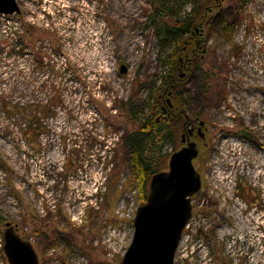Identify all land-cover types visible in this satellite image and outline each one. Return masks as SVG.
<instances>
[{"label":"rangeland","instance_id":"1","mask_svg":"<svg viewBox=\"0 0 264 264\" xmlns=\"http://www.w3.org/2000/svg\"><path fill=\"white\" fill-rule=\"evenodd\" d=\"M154 1L17 0L20 14L0 15V264H9L6 223L40 264H121L142 205L124 138L161 120L156 108L172 101L156 97L179 73V46L160 42ZM163 2L180 18L193 7ZM203 38L205 59L181 100L206 121L209 146L174 264L186 263L189 241L204 246L215 232L228 250L249 241L264 264V0H225ZM181 136L154 152L170 158Z\"/></svg>","mask_w":264,"mask_h":264},{"label":"water","instance_id":"2","mask_svg":"<svg viewBox=\"0 0 264 264\" xmlns=\"http://www.w3.org/2000/svg\"><path fill=\"white\" fill-rule=\"evenodd\" d=\"M224 1L215 0V4L208 6L207 17L221 9ZM20 12L17 0H0V15L13 16ZM205 22L195 26L191 36L193 39L199 37L195 40L194 49L198 57H194L193 62L204 61L207 53L203 38ZM127 72L128 68L121 66L120 73ZM185 76L181 73L180 80ZM180 113L190 118L186 112ZM188 135H193L192 130H188ZM200 149L198 142L189 140L187 131L183 130L181 147L171 154L168 169L154 174L150 180L146 202L137 210L132 242L121 264H174L184 231L192 217V199L202 190V178L196 165ZM3 251L9 264H40L33 244L22 238L11 224H7L4 232Z\"/></svg>","mask_w":264,"mask_h":264},{"label":"trees","instance_id":"3","mask_svg":"<svg viewBox=\"0 0 264 264\" xmlns=\"http://www.w3.org/2000/svg\"><path fill=\"white\" fill-rule=\"evenodd\" d=\"M193 6L188 16L180 18L175 15V11H171L170 8L163 2V0H156L155 13L151 16L153 21L159 22L160 26L157 28V32L160 36V42L162 44L170 45L172 42L177 44L180 52L178 75H168L165 79V88L161 95L156 97V100L160 106L168 97L171 99L174 106L173 112H175V118H170L163 112V106L157 107L156 111L162 114L161 120L157 121L154 118L147 119V122L140 125V129L133 134H129L124 138V145L130 152V161L132 162L133 172L136 174L135 179L138 184V189L141 194V202L145 203L148 195L149 184L152 176L158 172L168 169L169 154H159L157 156L154 152L156 142L163 143L164 141L175 142L182 134L183 129V115L180 111H185L183 102L181 100V91L183 87V81L186 77L193 75L198 62L191 64L185 63L186 67L191 70H186L183 66L184 62L195 55V41L191 36L194 32L195 26L202 24L204 20L205 26L211 27L214 22L219 20L223 7L217 9L214 14L207 17L206 8L215 4L214 0H191ZM237 14L229 13L223 20L224 31L230 33ZM230 23V24H228ZM186 36V37H185ZM182 61V62H181ZM186 74L185 78L180 80V74ZM154 98V96H151ZM55 103V102H54ZM166 109L169 107V102L166 100ZM56 105V103H55ZM9 110L22 111V106L10 105ZM47 109H49L47 107ZM50 112V110H47ZM179 123V124H178ZM33 129H39L37 122H34L31 126ZM173 127V130L171 129ZM208 147H202L203 153L207 151ZM205 161L204 154H200L199 159L196 161V165L199 167L200 163Z\"/></svg>","mask_w":264,"mask_h":264},{"label":"flooded vegetation","instance_id":"4","mask_svg":"<svg viewBox=\"0 0 264 264\" xmlns=\"http://www.w3.org/2000/svg\"><path fill=\"white\" fill-rule=\"evenodd\" d=\"M195 53L196 54L194 55V57L196 58L198 57V53L197 52ZM194 57L188 60L192 61L194 60ZM185 63L191 64L186 60L183 64V66L185 67H186ZM173 109L174 106L171 102V106H169L168 109H166V107H163V112L167 114L168 117L175 118V115L177 114L173 112ZM182 115L184 119L182 132L183 130L185 132L187 131V136H189V140L198 142L200 147H204V146L208 147L209 144L208 142H206L207 140L206 133L208 132L206 121L202 120L199 117H191L189 114H188L190 116L189 119H187L184 114ZM201 123H203L202 126ZM188 130H192L193 132L192 136L188 135ZM200 134L203 135L202 138H200L199 136ZM191 221H192V217L189 220V223L185 231L190 229ZM7 224L9 223L5 224V229L7 228ZM214 235H217L216 232L212 235L213 239L215 238ZM188 236H190V234ZM213 239H208L209 240L207 241L208 243H206L204 246L201 243H199L200 241H196L195 244H192V241H189L186 250L185 264H194V263L195 264H254L253 263L254 249L250 245L249 241H247L245 245L243 243L237 245L238 240L235 239L234 241H232L233 245H231L228 250L225 244H224L225 247L224 248L222 247V244L220 243L219 240H217V238L215 239L217 240L216 242H214L215 240ZM202 252L205 254L206 257H208L205 262H202L203 260Z\"/></svg>","mask_w":264,"mask_h":264},{"label":"built area","instance_id":"5","mask_svg":"<svg viewBox=\"0 0 264 264\" xmlns=\"http://www.w3.org/2000/svg\"><path fill=\"white\" fill-rule=\"evenodd\" d=\"M2 16H4V15H2Z\"/></svg>","mask_w":264,"mask_h":264}]
</instances>
